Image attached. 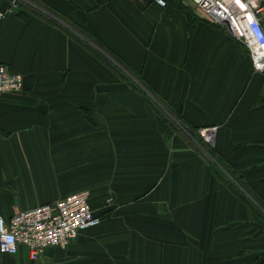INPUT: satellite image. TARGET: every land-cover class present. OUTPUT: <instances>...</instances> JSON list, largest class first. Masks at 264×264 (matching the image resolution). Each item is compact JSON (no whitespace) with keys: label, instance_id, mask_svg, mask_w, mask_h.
Here are the masks:
<instances>
[{"label":"crops","instance_id":"obj_1","mask_svg":"<svg viewBox=\"0 0 264 264\" xmlns=\"http://www.w3.org/2000/svg\"><path fill=\"white\" fill-rule=\"evenodd\" d=\"M140 74L264 203V72L191 0H37ZM0 0V216L88 192L98 225L0 264H264V218L64 29ZM19 12L21 14L19 15ZM264 213V211H263Z\"/></svg>","mask_w":264,"mask_h":264},{"label":"built area","instance_id":"obj_2","mask_svg":"<svg viewBox=\"0 0 264 264\" xmlns=\"http://www.w3.org/2000/svg\"><path fill=\"white\" fill-rule=\"evenodd\" d=\"M165 6L166 0H155ZM213 23L225 27L247 52L255 72H264V0H191ZM28 0H10L11 8ZM3 12H0V21ZM23 77L0 62V96L21 91ZM215 127L199 129L206 141ZM101 217L91 209L88 192L79 191L55 202L0 216V252L15 254L20 246L36 260L50 246H67L83 229L96 226Z\"/></svg>","mask_w":264,"mask_h":264},{"label":"trees","instance_id":"obj_3","mask_svg":"<svg viewBox=\"0 0 264 264\" xmlns=\"http://www.w3.org/2000/svg\"><path fill=\"white\" fill-rule=\"evenodd\" d=\"M31 4H20L22 8L43 16L46 20L64 29L70 36L85 46L100 61L114 71L120 79L128 82L132 87L139 89L148 95L150 103L157 108L163 118L180 131L189 143L198 150L208 161L211 170L224 182L233 192L238 194L250 207L264 218V203L256 194L249 189L245 182L239 181L240 177L231 166L217 155L207 144L199 133V128L191 126L179 112L166 102L144 78L130 68L120 57L103 46L98 40L90 36L78 24L55 12L48 6L37 0H28ZM21 12H19V15ZM98 215V214H97ZM100 216V215H98Z\"/></svg>","mask_w":264,"mask_h":264}]
</instances>
